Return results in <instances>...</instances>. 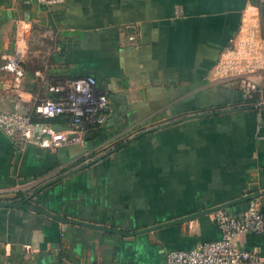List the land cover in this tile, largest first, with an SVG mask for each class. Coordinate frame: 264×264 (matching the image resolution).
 I'll list each match as a JSON object with an SVG mask.
<instances>
[{"label":"crops","instance_id":"0c3cea01","mask_svg":"<svg viewBox=\"0 0 264 264\" xmlns=\"http://www.w3.org/2000/svg\"><path fill=\"white\" fill-rule=\"evenodd\" d=\"M242 39L256 44L263 67L221 70L223 51ZM87 73L107 96L103 133L44 147L34 132L20 147L0 129V199L53 180L27 203L121 232L0 206L7 264H166L169 248L220 236L213 210H202L264 190V105L242 82L264 76L251 0H0V111L32 113L64 94L52 86ZM42 120L69 129L63 114ZM246 205L225 208L238 215ZM238 244L264 255V230Z\"/></svg>","mask_w":264,"mask_h":264},{"label":"built area","instance_id":"2783aa9c","mask_svg":"<svg viewBox=\"0 0 264 264\" xmlns=\"http://www.w3.org/2000/svg\"><path fill=\"white\" fill-rule=\"evenodd\" d=\"M128 38L133 40L135 33H129ZM222 54L220 69L231 71L232 75L242 76L254 72V68L263 67L258 48L250 39L231 42ZM232 59L235 62L230 65ZM242 61L249 64L242 68ZM4 67L18 75L22 72L15 61L7 62ZM242 82L248 85L246 96L249 99L256 96L253 103L264 105V76L260 85L246 78ZM52 89H64V94L36 102L32 113L0 111V129L15 145L21 147L33 141L34 132L38 134V144L44 147L81 143L88 123L101 124L105 120L107 96L98 87L93 74L67 79L61 85L52 86ZM61 114L68 118L69 129H57L50 122L42 120ZM4 191L0 188V194ZM212 217L220 229V236L203 240L189 248H169L165 253L166 264H264V255L256 248L238 244L244 234L261 233L264 230V214L257 196L248 199L246 208L238 215L231 214L225 207H219L212 211ZM0 264L7 262L0 259Z\"/></svg>","mask_w":264,"mask_h":264},{"label":"water","instance_id":"95a60500","mask_svg":"<svg viewBox=\"0 0 264 264\" xmlns=\"http://www.w3.org/2000/svg\"><path fill=\"white\" fill-rule=\"evenodd\" d=\"M21 65L23 66V63L21 62ZM262 106V105H261ZM53 127L57 128V123H53L52 124ZM68 128L70 127L69 125L67 126ZM94 160V159H92ZM91 160V161H92ZM90 161V162H91ZM53 181V180H52ZM52 181H47L45 183H42L40 186H38L37 188H35L30 194H28L27 196H25L23 199H20V200H15V201H9V200H0V206H20V207H28V208H31V209H34V210H37V211H40V212H43L45 213L46 215L50 216V217H53L55 219H58L60 221H63V222H74V223H79V224H84V225H91V226H95V227H99V228H103V229H108V230H114V231H119L121 232V230H118L114 227H110V226H106V225H99V224H95V223H91V222H87V221H82V220H77V219H70V218H67V217H64V216H61V215H57V214H54L52 212H50L49 210L39 206L38 204H34V203H27V201L35 194L37 193L40 189H42L44 186H46L47 184H49L50 182ZM261 194H264V190L262 191H256V192H253V193H248L246 195H243L233 201H230V202H227V203H223V204H220V205H216L214 207H210V208H207V209H204L202 210L201 212L203 211H210V210H214V209H217L219 207H227L229 206L231 203L233 202H236V201H242V200H247V199H250V198H253V197H256V196H259ZM262 210V209H261ZM189 216H192V215H189ZM188 217V216H187ZM187 217H184V218H187ZM181 219V218H180Z\"/></svg>","mask_w":264,"mask_h":264},{"label":"trees","instance_id":"16d2710c","mask_svg":"<svg viewBox=\"0 0 264 264\" xmlns=\"http://www.w3.org/2000/svg\"><path fill=\"white\" fill-rule=\"evenodd\" d=\"M251 3L253 5H256L259 9V14H260V20H261V30H262V34L264 36V1L263 0H251ZM250 100H256V96L251 98ZM251 104V103H250ZM157 125L153 126V129L156 128ZM158 127V126H157ZM151 130V129H148ZM140 132V131H139ZM103 133V129L101 127L100 124H92V123H88L86 125V132H85V139L86 140H98V137ZM128 138H122V139H118L115 140L114 142H112L111 144L105 146V149H110V148H114L117 146H121L123 144H125L126 142H128ZM93 154L95 153L94 151L92 152ZM26 195H22V199L25 197ZM2 200V199H0ZM248 200V199H247Z\"/></svg>","mask_w":264,"mask_h":264}]
</instances>
